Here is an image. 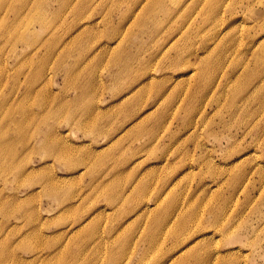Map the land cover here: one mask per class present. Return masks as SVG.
Instances as JSON below:
<instances>
[{
	"label": "rangeland",
	"instance_id": "374dc122",
	"mask_svg": "<svg viewBox=\"0 0 264 264\" xmlns=\"http://www.w3.org/2000/svg\"><path fill=\"white\" fill-rule=\"evenodd\" d=\"M115 262L264 264V0H0V264Z\"/></svg>",
	"mask_w": 264,
	"mask_h": 264
},
{
	"label": "bare ground",
	"instance_id": "6f19581e",
	"mask_svg": "<svg viewBox=\"0 0 264 264\" xmlns=\"http://www.w3.org/2000/svg\"><path fill=\"white\" fill-rule=\"evenodd\" d=\"M151 206H152V204H149V203L146 204V209L151 208ZM153 210H155V208L151 209L150 211H153ZM176 212H177V210H176ZM178 214H176L177 216L176 215L173 216L172 213H166L164 215V218L155 219L154 220L155 224H154L153 229H151V231H148V232H150L149 236L151 237V238H149V240L154 239L159 233H161V230H163L165 228V226L167 225V223H169L171 220H176L179 216ZM194 228H196L195 229L196 232L199 230L196 222H194L193 224H189V225H188V223H184V224L180 225L179 228L175 231L176 235H174V237L176 238V242L178 244L174 248H178L182 243H184V241H185V243H187L189 240L193 239V236L195 235V233L191 234L192 236H189L186 239H184V237L187 236L188 234H190ZM181 237H183V238H181ZM205 239H206V237H205L204 233H201V234L194 236V242L195 243H201ZM194 245L199 246L198 244H194ZM190 251L192 252V250H190ZM192 256L196 260H198V263L202 262V260H203V259H201L200 255L195 254V252H192ZM115 264H117V263L115 262Z\"/></svg>",
	"mask_w": 264,
	"mask_h": 264
}]
</instances>
